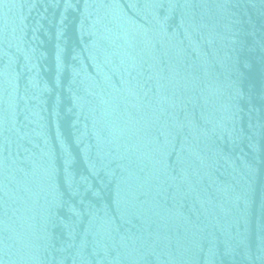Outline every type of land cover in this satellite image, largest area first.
<instances>
[{
    "label": "water",
    "instance_id": "obj_1",
    "mask_svg": "<svg viewBox=\"0 0 264 264\" xmlns=\"http://www.w3.org/2000/svg\"><path fill=\"white\" fill-rule=\"evenodd\" d=\"M0 264H264V0H0Z\"/></svg>",
    "mask_w": 264,
    "mask_h": 264
}]
</instances>
